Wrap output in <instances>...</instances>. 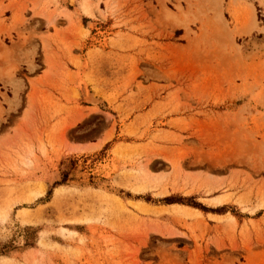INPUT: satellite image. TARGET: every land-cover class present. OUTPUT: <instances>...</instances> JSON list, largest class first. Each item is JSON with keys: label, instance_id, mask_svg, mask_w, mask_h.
<instances>
[{"label": "rangeland", "instance_id": "374dc122", "mask_svg": "<svg viewBox=\"0 0 264 264\" xmlns=\"http://www.w3.org/2000/svg\"><path fill=\"white\" fill-rule=\"evenodd\" d=\"M0 264H264V0H0Z\"/></svg>", "mask_w": 264, "mask_h": 264}, {"label": "bare ground", "instance_id": "6f19581e", "mask_svg": "<svg viewBox=\"0 0 264 264\" xmlns=\"http://www.w3.org/2000/svg\"><path fill=\"white\" fill-rule=\"evenodd\" d=\"M90 95H91V94H90ZM91 100H92L94 103H96V99H95V98H92V99L90 98V101H91ZM99 102H100V101H99ZM96 104H97V103H96ZM98 104H99V103H98Z\"/></svg>", "mask_w": 264, "mask_h": 264}, {"label": "crops", "instance_id": "0c3cea01", "mask_svg": "<svg viewBox=\"0 0 264 264\" xmlns=\"http://www.w3.org/2000/svg\"><path fill=\"white\" fill-rule=\"evenodd\" d=\"M6 16H7V14H6ZM10 17H11V15H10Z\"/></svg>", "mask_w": 264, "mask_h": 264}]
</instances>
